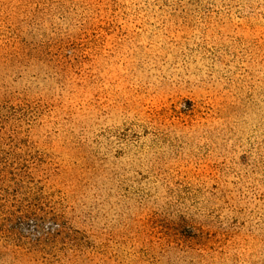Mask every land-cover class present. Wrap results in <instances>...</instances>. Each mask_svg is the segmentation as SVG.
I'll use <instances>...</instances> for the list:
<instances>
[{
  "label": "rangeland",
  "instance_id": "1",
  "mask_svg": "<svg viewBox=\"0 0 264 264\" xmlns=\"http://www.w3.org/2000/svg\"><path fill=\"white\" fill-rule=\"evenodd\" d=\"M0 264H264V0H0Z\"/></svg>",
  "mask_w": 264,
  "mask_h": 264
}]
</instances>
